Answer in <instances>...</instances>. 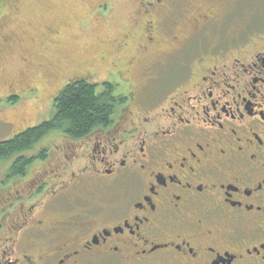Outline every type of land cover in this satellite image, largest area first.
Wrapping results in <instances>:
<instances>
[{"label":"flooded vegetation","instance_id":"af4514ba","mask_svg":"<svg viewBox=\"0 0 264 264\" xmlns=\"http://www.w3.org/2000/svg\"><path fill=\"white\" fill-rule=\"evenodd\" d=\"M122 1L99 4L93 22L117 21ZM236 1L164 0L153 26L142 0H125L105 47L117 63L96 86H112L116 121L63 135V159L45 149L11 179L45 169L0 213V264L24 252L19 264H264V10L237 25ZM113 71L122 82L108 83Z\"/></svg>","mask_w":264,"mask_h":264},{"label":"rangeland","instance_id":"374dc122","mask_svg":"<svg viewBox=\"0 0 264 264\" xmlns=\"http://www.w3.org/2000/svg\"><path fill=\"white\" fill-rule=\"evenodd\" d=\"M105 1L0 0V94L9 90L17 94L0 96V117L14 122L13 126L0 129V141L10 140L50 118L53 114L52 99L66 83L99 70L92 79L97 80L92 83L97 85L98 80L105 78L109 69L116 65L117 62L112 63L115 60H111V55L105 53V47L121 33L119 26L123 23L127 5L125 0L117 3L119 13H114L117 21L106 18L101 24L93 22L94 9ZM235 3L239 5L234 15L237 25L249 22L254 15L255 18H261L264 0H237ZM108 9L102 6L93 18L100 14L109 15ZM263 21L264 15L259 19V22ZM224 40L221 38V41ZM116 54L118 56L114 58H120L126 64L132 57L131 51L124 48H119ZM170 72H173L170 68L165 70L162 78L168 77ZM119 73L110 72L108 83L122 82ZM99 87L102 84L97 87L101 89ZM29 90L33 92L25 93ZM10 96L19 98L17 104L7 103ZM44 138L25 154L32 158L46 149L51 154L52 163L57 164V158L63 159V155L57 154V145L65 140L63 133L55 131ZM16 158L13 156L0 161V177L10 176ZM44 170L37 163L31 167L29 174L33 178H26L29 181L7 178L6 183H0V213L8 212L7 215L11 217L6 206L9 199L20 196L18 192L21 186L37 180V174ZM54 175L56 173L51 178L55 180ZM58 182L59 179H56L55 183ZM18 204L24 205V210L30 207L26 198Z\"/></svg>","mask_w":264,"mask_h":264},{"label":"trees","instance_id":"16d2710c","mask_svg":"<svg viewBox=\"0 0 264 264\" xmlns=\"http://www.w3.org/2000/svg\"><path fill=\"white\" fill-rule=\"evenodd\" d=\"M103 93L87 80H75L64 86L54 100L53 114L42 124L26 129L10 140L0 141V161L16 156L12 164L10 178L23 176L27 169L38 159H45L48 152H42L32 158L23 154L34 149L49 134L60 131L74 140L83 138L96 127L107 124L114 112L116 97H113L112 86L105 87ZM103 97V98H101ZM18 98L13 97L12 102Z\"/></svg>","mask_w":264,"mask_h":264},{"label":"snow or ice","instance_id":"6c2138e0","mask_svg":"<svg viewBox=\"0 0 264 264\" xmlns=\"http://www.w3.org/2000/svg\"><path fill=\"white\" fill-rule=\"evenodd\" d=\"M164 0H142V6L146 9L147 16L150 17L151 19L148 21L149 24L153 26H157L158 24H163V21H160L154 13L157 10V5L162 4ZM150 9V10H149ZM103 98V97H101ZM195 99L199 100V96H196ZM188 103L191 104V100L187 101ZM175 107H179V104H176ZM117 118V114L114 113L112 120L115 123ZM147 123H151V120H147ZM135 127V125H134ZM145 134L147 135V129H145ZM10 178V177H7ZM4 177H0V183H6V179ZM40 204H34L31 207V211L35 212L36 208L39 207ZM262 245H264V242H262ZM28 253L24 252L22 255H14L12 259L15 260V264H19V262L24 258V256H27ZM4 258V254L0 253V259ZM12 259L7 260V264H12Z\"/></svg>","mask_w":264,"mask_h":264}]
</instances>
